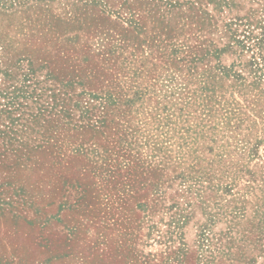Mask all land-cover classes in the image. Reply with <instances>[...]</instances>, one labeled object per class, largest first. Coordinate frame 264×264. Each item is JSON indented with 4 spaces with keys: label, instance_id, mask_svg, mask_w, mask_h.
Wrapping results in <instances>:
<instances>
[{
    "label": "rangeland",
    "instance_id": "374dc122",
    "mask_svg": "<svg viewBox=\"0 0 264 264\" xmlns=\"http://www.w3.org/2000/svg\"><path fill=\"white\" fill-rule=\"evenodd\" d=\"M256 4L0 5V264H264V85L223 33Z\"/></svg>",
    "mask_w": 264,
    "mask_h": 264
},
{
    "label": "trees",
    "instance_id": "16d2710c",
    "mask_svg": "<svg viewBox=\"0 0 264 264\" xmlns=\"http://www.w3.org/2000/svg\"><path fill=\"white\" fill-rule=\"evenodd\" d=\"M21 0H0V5L3 7H10L19 3ZM213 1V0H212ZM252 2H257L256 5L251 6L244 15L235 16L234 19H230L228 22L223 24L224 26V35L229 38V43L227 45L232 46V44L237 45L241 53L249 52V58L247 60L246 65L249 67L250 72L253 75L252 85H260L263 83L264 85V0H250ZM216 4L220 5L221 2L215 1ZM225 5H229V2L224 1ZM233 4V3H232ZM217 5V6H218ZM240 73H237V76ZM14 92V91H12ZM10 92L7 95V92L2 93L0 91L1 97H8L7 101L2 102L0 105V116L6 115L10 120H8L5 125V130L0 129V136L6 137L7 134L11 136L13 139H17L16 141L20 146H23V139L18 140L16 134L18 133V128H14L15 124H17V117H12V109L13 108V98L16 95ZM13 95V96H12ZM9 123V124H7ZM21 130L22 127L25 126L24 123H20ZM19 136V134H18ZM5 147H11V144H5ZM12 149V147H11ZM17 155L19 152L14 151ZM18 152V153H17ZM0 154H3L0 151ZM29 157V156H28ZM103 159L104 157L101 155ZM30 158V157H29Z\"/></svg>",
    "mask_w": 264,
    "mask_h": 264
}]
</instances>
